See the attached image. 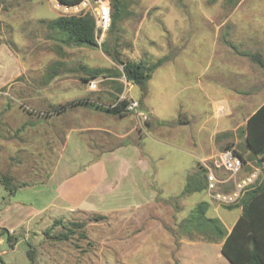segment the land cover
<instances>
[{
    "label": "rangeland",
    "instance_id": "obj_1",
    "mask_svg": "<svg viewBox=\"0 0 264 264\" xmlns=\"http://www.w3.org/2000/svg\"><path fill=\"white\" fill-rule=\"evenodd\" d=\"M123 3L100 45L75 47L48 26L61 15L53 0H0V176L10 189L23 187L10 196L0 184V264H29L30 250L33 264H230L220 244L189 239L178 225L201 201L226 229L239 209L206 190L180 195L198 167L213 169L230 143L227 130L244 126V101L247 115L264 102V0ZM167 55L172 61L146 83V110L119 118L70 105L139 103V86L91 74L117 75L121 62ZM241 146L236 181L257 173V183L264 162L258 167ZM216 173V191L228 194L234 181ZM54 221L61 223L44 235Z\"/></svg>",
    "mask_w": 264,
    "mask_h": 264
},
{
    "label": "trees",
    "instance_id": "obj_2",
    "mask_svg": "<svg viewBox=\"0 0 264 264\" xmlns=\"http://www.w3.org/2000/svg\"><path fill=\"white\" fill-rule=\"evenodd\" d=\"M61 5L74 6L81 0H56ZM110 5L111 23L108 34L116 29L118 21L121 19L124 3L123 0H107ZM240 0H227L228 3L239 2ZM48 26L52 30L59 32L62 37V43L66 46L75 47H97L94 34L93 17L85 12L76 16L60 15L56 19L51 20ZM114 61L117 59L112 55ZM172 57L167 55L159 58L151 63L146 61L138 62H121V72L112 75L110 70H95L91 74V79H95L100 75H107V78L122 77L127 83L139 86L142 94L139 99V105L143 107V99L146 95V83L150 80L152 73L165 63L171 61ZM256 61L263 64L259 57ZM88 81V80H86ZM122 89H119V93ZM70 105L89 106L106 113L108 115L117 116L119 118L128 115L126 106L127 100H118L114 106L103 107L89 100H79ZM66 108L65 105L59 106L56 111ZM130 113V112H129ZM238 135L242 138L241 150L249 157L253 158L255 164L259 167L264 162V103L258 107L255 112L247 119L244 126L239 128ZM237 145L228 143L222 150H231L237 155L242 163H245L243 154L237 153ZM258 181V180H257ZM0 184L9 195L13 196L17 189H10L8 177L0 176ZM206 171L204 168L198 167L194 172L186 178L185 187L180 195H190L201 193L206 190ZM20 188V187H19ZM240 207L242 213L235 222L231 231L228 232L221 221L216 217H208L207 212L209 203L206 201L199 202L189 214L180 221L178 225L179 232L182 235L199 236L204 243L220 244L221 254L230 262V264H264V169L263 179L247 186L238 200L237 204L228 205L227 209L232 210ZM60 221H54L52 226L44 231V235H49V231ZM71 227H83V223H70ZM6 233L7 241L10 242L13 236L8 231ZM2 233V234H3ZM72 229L62 234V240L73 235ZM59 238V237H58ZM29 264H33L32 251L27 252Z\"/></svg>",
    "mask_w": 264,
    "mask_h": 264
},
{
    "label": "built area",
    "instance_id": "obj_3",
    "mask_svg": "<svg viewBox=\"0 0 264 264\" xmlns=\"http://www.w3.org/2000/svg\"><path fill=\"white\" fill-rule=\"evenodd\" d=\"M55 8L63 16H76L80 13H89L94 20V34L95 41L98 45L104 40L111 23L110 5L107 0H81L80 3L74 6L61 5L56 0ZM89 90H95L96 84L93 80L88 82ZM139 109V103L136 100H130L126 106L128 112H136ZM142 115V113H139ZM145 119V118H144ZM213 169L204 165L206 171V191L211 194L214 193L213 198L223 201L228 205H234L241 198L245 188L255 182L258 174H252L248 178L236 181L237 176L241 173L243 163L241 159L235 155L231 150H225L215 156L213 162ZM216 171H223L228 174V181H234L233 189L226 195L216 191L217 186L223 181L218 179Z\"/></svg>",
    "mask_w": 264,
    "mask_h": 264
},
{
    "label": "crops",
    "instance_id": "obj_4",
    "mask_svg": "<svg viewBox=\"0 0 264 264\" xmlns=\"http://www.w3.org/2000/svg\"><path fill=\"white\" fill-rule=\"evenodd\" d=\"M172 61V60H171ZM171 61H169V62H171ZM154 73V72H153ZM152 73V74H153ZM151 77H152V75H151ZM151 79V78H150ZM87 86H88V84H87ZM131 86V85H130ZM124 93H125V90H122L120 93H118L117 95H118V98L120 99L121 97H123L124 96ZM146 98V95H145V97H144V99H143V107H144V110H146L147 109V106H146V104H145V99ZM138 101H139V99H138ZM249 101H251L250 100V98H249V100L248 101H244V103L242 104V106H241V114H246V116L244 115H242V120H243V124H245V122L247 121V119L255 112V111H253L252 113H250L249 115H247V111L245 110L246 109V107H247V105L250 103ZM224 103L225 104H223L225 107H226V109H227V111H228V114H231L232 112H236V111H234V109L231 107V105L229 104V103H227L226 101H224ZM264 103V102H263ZM262 103V104H263ZM261 104V105H262ZM260 105V106H261ZM259 106V107H260ZM142 107V108H143ZM145 112V111H144ZM146 113V112H145ZM234 124V123H233ZM241 127H243V126H237L236 124H234L229 130H227L228 131V142H230V143H233V144H235V145H237L238 144V142L239 141H242V138H241V136H239L238 135V129L239 128H241ZM223 131H226V130H222V131H219V132H217V133H214V135H212L213 136V138H214V136L216 135V134H218V133H220V132H223ZM213 138L211 139L210 138V140H211V142L213 141ZM4 189V188H3ZM23 189V187H21L20 186V188H18L17 189V191L15 192V194L13 195V196H15L17 193H19L21 190ZM8 193V192H7ZM9 195V194H8ZM11 196V195H10ZM237 204V203H236ZM234 209H239V214H238V216H237V219L240 217V215H241V213H242V210H241V208L240 207H236V208H234ZM233 210V209H232ZM212 217H216V216H212ZM217 218V217H216ZM237 219L234 221V223L231 225V227L229 228V229H227V231L228 232H230L231 231V229H232V227L234 226V224H235V222L237 221ZM222 223V222H221ZM223 224V223H222ZM8 233H9V231H8ZM10 234V233H9ZM12 235V234H11Z\"/></svg>",
    "mask_w": 264,
    "mask_h": 264
}]
</instances>
